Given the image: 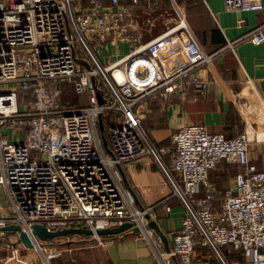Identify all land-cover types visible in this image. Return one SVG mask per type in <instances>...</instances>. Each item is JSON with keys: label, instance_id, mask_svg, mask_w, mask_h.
Returning a JSON list of instances; mask_svg holds the SVG:
<instances>
[{"label": "built area", "instance_id": "1", "mask_svg": "<svg viewBox=\"0 0 264 264\" xmlns=\"http://www.w3.org/2000/svg\"><path fill=\"white\" fill-rule=\"evenodd\" d=\"M109 1L0 0V189L13 213L0 226L21 225L33 243L25 247L18 233L0 250V264H54L62 246H72V236L37 238V223L48 232L85 227L97 241L104 237L96 230L125 222L150 233L148 211L138 207L122 169L145 155L162 168L185 209L170 255L180 264H197L199 245L216 260L200 264H231L220 251L226 245L243 252V264H264V170L250 162L249 134L228 138L200 123L175 128L167 167L163 155L169 151L153 147L142 127V107L154 96L207 93L213 81L202 74L215 55L200 46L176 4L175 22L143 43L138 15L121 0ZM224 5L233 12L264 9L263 0ZM123 41L130 52L108 65L93 47L111 51ZM251 42H264V23ZM21 90L29 100H20ZM69 94L85 97V105H74ZM108 112L117 115L108 128L113 154L99 135ZM223 161L239 170L215 209L209 173Z\"/></svg>", "mask_w": 264, "mask_h": 264}, {"label": "crops", "instance_id": "2", "mask_svg": "<svg viewBox=\"0 0 264 264\" xmlns=\"http://www.w3.org/2000/svg\"><path fill=\"white\" fill-rule=\"evenodd\" d=\"M103 2L110 5L109 0ZM121 4L140 18L143 43L152 40L175 22L176 4L186 15L200 46L207 53L215 55L202 74L213 81L207 93L203 95L196 89H189L183 97L175 94L166 98L154 96L142 107V124L145 122L149 130L150 144L169 151L172 149L173 130L192 123L203 124L208 132L223 133L228 138L238 137L245 132L249 134L250 124L243 115V107L249 106L252 98L250 93L256 92L264 104V42H251L256 29L264 23V9L259 12L227 11L224 0H124ZM142 11L147 13L140 14ZM230 44L233 47H229ZM111 51L115 53V61L130 52V45L123 41L118 44V48H112ZM79 98L72 94L67 97L76 106L85 105V100L81 101L82 104ZM251 126L254 130L259 128L264 132V123L260 120ZM152 132L158 138L152 135ZM250 140V162L259 170H264V140H259L256 134ZM103 144L106 152L110 154L112 151L109 135ZM169 153L170 151L163 155L165 165L172 162L174 154ZM216 166L209 173V183L217 194L214 207L220 209L222 196L232 185L239 169L225 161ZM122 169L126 177L125 186L130 187L138 207L148 211L149 218L145 216L147 225L151 222L158 226V231L149 229L153 244L162 254L158 264H162L163 258H170V264H180L178 257L170 253L174 246V235L181 229L185 209L181 201L174 196L172 185L169 184L162 168L151 156L145 155L129 165L122 166ZM174 175L179 176L177 173ZM3 214L0 208V219L6 217ZM1 236L0 247L3 249L9 242L15 241L3 242ZM223 251L232 254L231 256H239L231 259V264H243V252L233 251L229 246ZM208 256L207 259L216 261L212 252Z\"/></svg>", "mask_w": 264, "mask_h": 264}, {"label": "rangeland", "instance_id": "3", "mask_svg": "<svg viewBox=\"0 0 264 264\" xmlns=\"http://www.w3.org/2000/svg\"><path fill=\"white\" fill-rule=\"evenodd\" d=\"M93 47L97 49V54L99 58H102L105 65L110 64L114 60V51H108L99 46L96 47V45H93ZM79 100L81 102L85 100V97L79 98ZM98 100L101 103L103 102L100 93L98 94ZM81 103L83 104V102ZM142 126L147 136L150 135L148 134L149 130L145 122ZM10 133V131L5 132V134ZM99 135L102 142L106 140V136ZM152 135L158 138L153 132ZM169 151V154L173 155V150L171 149ZM30 159L31 161H35V155L32 154ZM1 191L0 208L1 211L4 212L3 216L12 215L13 213L5 192L3 189ZM143 234L125 235L123 238L119 236H110L104 238L102 241H97L91 236L72 235L74 240L72 246H62L63 256L60 259H56L54 264H158L161 258L160 251L158 247L153 244L152 240L148 241V243L146 241L148 240L147 237ZM15 236L13 232H5L4 235L1 236V240H3V242L6 240H15ZM143 238H146V240ZM0 248L3 249V247Z\"/></svg>", "mask_w": 264, "mask_h": 264}, {"label": "water", "instance_id": "4", "mask_svg": "<svg viewBox=\"0 0 264 264\" xmlns=\"http://www.w3.org/2000/svg\"><path fill=\"white\" fill-rule=\"evenodd\" d=\"M78 63L82 64L83 66H87V64L80 60H77ZM104 132V126L102 119L99 121V133ZM110 152V151H109ZM110 154H113L110 152ZM123 176H124V182H126V177L125 173L123 171ZM130 189V187H129ZM146 218H149L146 214ZM149 229H156L158 231V226H156L153 223H149L147 225ZM5 232H13L15 235H18V240L22 243L25 247L27 248H32L33 243L32 240L29 238L28 234L22 230V226L18 224H8V225H3L0 226V236L4 235ZM32 233L35 235L37 238H40L42 240H52L55 239V237H62V236H72V235H84L86 237L93 236L94 232L91 229H87L85 227L82 228H71V229H65V230H59L55 232H48L46 227L42 224H35L32 226ZM140 230L138 227H134L133 223L131 222H125L120 226L117 227H108L106 229H98L96 230L95 234L101 237H110V236H119L122 235L124 237L125 235H133V234H139ZM165 239V238H164ZM166 240V239H165Z\"/></svg>", "mask_w": 264, "mask_h": 264}, {"label": "bare ground", "instance_id": "5", "mask_svg": "<svg viewBox=\"0 0 264 264\" xmlns=\"http://www.w3.org/2000/svg\"><path fill=\"white\" fill-rule=\"evenodd\" d=\"M252 86V85H251ZM253 87V86H252ZM251 98L250 99V104L247 107H243V115H245L246 119L248 120L250 126H249V136L250 139L253 138V135L256 134V137H258L259 140H264V132L261 131V129H256L254 130L251 125L258 123V121H262L264 123V104L262 100L260 99L261 97H258L256 92H251L250 93ZM247 107V108H246ZM144 236L148 238V240L151 241L152 236H150V233L146 231V227L142 228Z\"/></svg>", "mask_w": 264, "mask_h": 264}, {"label": "trees", "instance_id": "6", "mask_svg": "<svg viewBox=\"0 0 264 264\" xmlns=\"http://www.w3.org/2000/svg\"><path fill=\"white\" fill-rule=\"evenodd\" d=\"M123 1L124 0H121L122 3H123ZM82 3L84 5H89L90 4V0H82ZM19 97H20V100H22V99L29 100L30 94L27 91L21 90V91H19ZM151 99H153V98H151ZM116 116H117L116 113L108 112L102 117L103 118L102 122H103V126H104V132L102 134L100 133L101 135H104L107 138V136H108V128L110 126L116 125V122H117ZM173 154H174V151H173ZM165 166L169 167L170 165L166 164ZM225 247H228V246L225 245ZM225 247H221L220 251L223 253V255H224V257L226 258L227 261L231 262V259L239 258L238 255H236V257H235V256H231L232 254H230V253H228L226 251H222V249H225ZM209 251L210 250L207 249V248L201 247L199 245L197 246V248H196V252H198V257H197V261H196L197 264H200V263H202L204 261H208V260L211 261L212 263L216 262V261H212L210 258L207 259V257H209L208 255H210Z\"/></svg>", "mask_w": 264, "mask_h": 264}, {"label": "flooded vegetation", "instance_id": "7", "mask_svg": "<svg viewBox=\"0 0 264 264\" xmlns=\"http://www.w3.org/2000/svg\"><path fill=\"white\" fill-rule=\"evenodd\" d=\"M119 237H122V235H119ZM123 238V237H122Z\"/></svg>", "mask_w": 264, "mask_h": 264}]
</instances>
